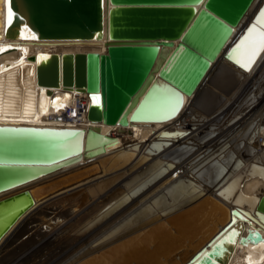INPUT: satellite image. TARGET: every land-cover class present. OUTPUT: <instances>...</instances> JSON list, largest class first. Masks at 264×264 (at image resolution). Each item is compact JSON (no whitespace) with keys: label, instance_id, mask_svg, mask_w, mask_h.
Here are the masks:
<instances>
[{"label":"bare ground","instance_id":"obj_1","mask_svg":"<svg viewBox=\"0 0 264 264\" xmlns=\"http://www.w3.org/2000/svg\"><path fill=\"white\" fill-rule=\"evenodd\" d=\"M2 5L0 0V134L62 139L57 147L64 155L81 150V139L93 127L99 128L103 139L115 141L114 147L105 148L96 161L85 165L96 172L100 165L107 168L101 176L86 177L75 187L68 185L52 196L37 198L17 223L37 206L38 213L63 210L69 204L66 210L75 211L76 219H89L96 210L89 221L78 222L81 225L75 230L96 222L80 244L97 239L98 231L102 235L60 264H84L116 246L121 250H187L204 235L203 239L218 235L213 243L231 247L226 264H264V224L254 214L264 192V52L248 73L220 55L197 90L183 97L182 108L171 121L130 122L133 106L116 125L107 126L87 120L91 100L85 92L62 87L60 79L58 88L47 93L36 80L37 70L50 64L51 55L105 53L107 35L101 40L42 42L26 31L5 33ZM171 50L161 47L156 64ZM237 87L231 100L225 99ZM250 99L251 107L242 111ZM225 100L229 107L219 113ZM73 109L81 113V123L62 118ZM239 110L245 112L243 117L220 135L225 115ZM75 196L78 199L73 201ZM67 199L73 202L65 204ZM233 209L241 214L233 216ZM16 224L7 235L18 230ZM31 230L30 226L26 232Z\"/></svg>","mask_w":264,"mask_h":264},{"label":"water","instance_id":"obj_2","mask_svg":"<svg viewBox=\"0 0 264 264\" xmlns=\"http://www.w3.org/2000/svg\"><path fill=\"white\" fill-rule=\"evenodd\" d=\"M258 2L3 0L2 9L5 33L26 31L37 41L82 42L101 40L107 35L105 53L51 55L50 64L37 70L36 80L47 93L58 88L60 79L62 87L85 92L91 100L87 120L112 126L133 106L130 122L173 120L182 108L183 97L197 90L220 55L248 73L250 70L237 61L243 60L250 41L238 46L246 37L255 35L249 33L254 25L258 31L264 30L260 16L264 0L257 6ZM256 6L250 21L245 23ZM9 7L14 14L10 24ZM161 47L172 50L157 65ZM62 141L0 134V242L37 198L52 196L68 185L72 188L101 176L107 168L100 165L96 172L85 165L96 161L105 148L115 146L114 139H103L98 127L87 130L81 139V150L73 154H62L57 147ZM81 159L83 162L79 163ZM69 202L67 199L64 203ZM59 210L50 213L44 223L31 226L32 234L37 233L30 246L43 243L50 232L63 224L65 218L53 216ZM231 214L237 217L241 213L233 209ZM254 214L264 224V192ZM95 224L94 221L73 232H59L50 240H57L56 246L32 264L65 261L73 251L83 247L80 239ZM204 236L187 250H121L116 246L84 264H226V253L231 247L225 242L213 243L218 235L203 239ZM30 250L33 247L27 252ZM15 255L21 257L18 252Z\"/></svg>","mask_w":264,"mask_h":264},{"label":"rangeland","instance_id":"obj_3","mask_svg":"<svg viewBox=\"0 0 264 264\" xmlns=\"http://www.w3.org/2000/svg\"><path fill=\"white\" fill-rule=\"evenodd\" d=\"M239 88L237 87V88H235L228 96H226L225 97V99H228V101H230L231 100V96H233V94H235V92L238 90ZM232 94V95H231ZM264 96V93H263V95H262V97ZM252 101L253 100H248V102L247 103H245L244 104V106L242 105L241 106V110L242 111H246V110H248L249 109V107H251V103H252ZM227 101L225 100L220 106H219V108L217 109L218 110V112L220 113V112H222V110H225L226 108H228L229 107V104L227 103ZM225 104V105H224ZM243 107V108H242ZM245 108H246V110H245ZM220 110V111H219ZM241 110H239L238 111V114H239V112H240V114L238 115V114H235V112H231V113H227L226 115H225V119H224V121H223V123H221V128L222 129H220L221 131H219L220 132V135L223 133V131L225 132L226 130H229L230 128L232 129L233 127H235V122H236V119L237 118H241V117H243L242 116V114L244 115V113H242L241 112ZM231 114V115H230ZM237 115V116H235V115ZM234 116H235V118H234ZM234 118V119H233ZM227 119H229V120H227ZM230 123V124H228V123ZM225 123V124H224ZM233 123V124H232ZM225 128V129H224ZM249 129V128H248ZM257 134V133H256ZM246 148V147H245ZM248 148H246L244 151H246ZM244 159V157H242V155H241V159ZM72 197H74V195H71ZM75 199H78L76 196H75V198H74V200L73 201H75ZM72 201V202H73ZM72 202H70V203H72ZM101 206H103V205H101ZM101 206L98 208V209H100L101 208ZM39 206H37V207H34L30 212H31V214L32 215H34V216H32L31 214H30V212H29V215L30 216H32L33 218H35V217H38V218H36V219H34V220H32L33 218H31L29 215V217L28 216H26V218H24V221L23 220H20L16 225L18 226V230L16 231H14L13 233H10L9 235H7L1 242H0V264H32L33 262H35L36 260H38V259H40L41 257H43V255L44 254H46V253H48L51 249H53V247L54 246H56V244L58 243V241L56 240V241H50L52 238H55L58 234H59V232H61L62 231V233H65L66 231H68V232H73L77 227H78V225H81V224H83V223H86V221L88 220L89 221V219H91L93 216L92 215H94V214H92V213H95V211L94 212H91L88 216H89V219H87L88 217L87 216H83L84 217V219L82 218V216H80V217H78L77 219H76V217H77V215L78 214H74V212L75 211H67L66 209L64 210H59V212H63V213H60V214H56V216H54V219L55 218H57V217H63V218H65V215H66V218H68V220L65 222V224H64V226L65 227H62V229H61V227L59 228V230L58 231H55L52 235H51V237H49V239H48V237H47V240L46 241H44L43 243H40V244H38V245H34L33 244V246L31 245H29V243H30V241H31V239L33 238V234H32V232H33V230H31L29 233L28 232H26L28 229H29V227L30 226H32L31 224H36L37 222H39V223H42L45 219H46V217H49L50 216V213H54V212H56V210H48L47 212L45 211V212H38L37 213V211H38V208ZM36 211H35V210ZM69 209V208H68ZM35 211V212H34ZM44 211V210H43ZM98 211V210H97ZM50 212V213H49ZM65 213V214H64ZM62 214H64V215H62ZM72 216H71V215ZM49 215V216H48ZM69 215V216H68ZM76 216V217H75ZM92 216V217H91ZM31 218V219H30ZM65 218V219H66ZM75 220H73V219ZM25 219H27V220H25ZM30 219V220H29ZM44 219V220H43ZM80 219V220H79ZM43 220V221H42ZM70 220H71V222H70ZM77 220V221H76ZM27 221H28V223H27ZM80 221L82 222L81 224H79L80 223ZM85 221V222H84ZM22 222H24V223H22ZM45 222V221H44ZM70 222V224L71 223H78L77 225L75 224V226L73 227V228H71L72 227V225L73 224H71V225H68L69 226V228L67 227V224ZM20 223V225H18ZM30 223V224H29ZM23 224V225H22ZM16 226V227H17ZM20 227V228H19ZM26 229H25V228ZM23 229H24V231H23ZM96 230V229H95ZM97 231V230H96ZM99 232V231H98ZM97 232V239L100 237V235H102V233H103V231H100L99 233ZM96 239V237L92 240V241H87V239L86 240H84L83 241V248L85 247V246H91L92 245V243L93 242H95V240H97ZM91 242V243H90ZM85 243V244H84ZM29 245V246H28ZM31 247H33V250H30L29 252H27ZM80 250V249H79ZM82 250V249H81ZM18 252V254H19V257L20 258H17L16 257V255H15V253H17Z\"/></svg>","mask_w":264,"mask_h":264},{"label":"snow or ice","instance_id":"obj_4","mask_svg":"<svg viewBox=\"0 0 264 264\" xmlns=\"http://www.w3.org/2000/svg\"><path fill=\"white\" fill-rule=\"evenodd\" d=\"M13 15L14 14L11 10V7H9L7 13V20L9 24L12 22ZM260 16L264 17V9L261 10ZM249 33L255 35H250L249 37H246L245 41H243L242 44L238 46L242 47L245 43L250 41L246 49L245 58L242 61H237V63H239L240 66L245 68L246 70H251V66L255 62L257 55L260 52H264V30L258 31L256 26L254 25L252 28L249 29ZM33 38L35 37L33 36ZM93 99L96 100L97 98L93 97Z\"/></svg>","mask_w":264,"mask_h":264},{"label":"built area","instance_id":"obj_5","mask_svg":"<svg viewBox=\"0 0 264 264\" xmlns=\"http://www.w3.org/2000/svg\"><path fill=\"white\" fill-rule=\"evenodd\" d=\"M71 114V113H70ZM80 115H81V113L78 111V112H76V110H74L73 109V111H72V114L71 115H69V112L67 113V115H66V117H63L62 116V118L63 119H65V120H67L68 122H74L75 120H77V122L76 123H81L80 122ZM71 116V117H70Z\"/></svg>","mask_w":264,"mask_h":264}]
</instances>
